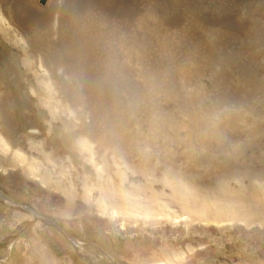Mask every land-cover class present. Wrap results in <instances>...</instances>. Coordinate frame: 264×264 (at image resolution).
Masks as SVG:
<instances>
[{"label": "rangeland", "instance_id": "374dc122", "mask_svg": "<svg viewBox=\"0 0 264 264\" xmlns=\"http://www.w3.org/2000/svg\"><path fill=\"white\" fill-rule=\"evenodd\" d=\"M250 1L0 0V264H264Z\"/></svg>", "mask_w": 264, "mask_h": 264}, {"label": "crops", "instance_id": "0c3cea01", "mask_svg": "<svg viewBox=\"0 0 264 264\" xmlns=\"http://www.w3.org/2000/svg\"><path fill=\"white\" fill-rule=\"evenodd\" d=\"M256 1V0H255ZM255 4V3H254ZM244 7H253V0H251L249 3L245 4ZM255 19H257V21H262L263 25H264V17H256ZM242 39L244 40V45L245 48L241 49V48H237L235 49V51L233 52H225L224 58L226 56H232V60H231V67L226 66V64L223 62L224 58H216V62H212V65H217L219 64V66H222V70L221 72H227V75H229V85L227 86L228 89L231 88L235 91V87H236V83L235 81H237L238 84H240V77L239 74H237L239 71H241L242 73H246V71H248V65L251 63V58L257 55L261 54V35L260 32L257 30V32L255 30H250L244 33V35L242 36ZM253 40V42H251ZM255 41V42H254ZM252 43V44H251ZM216 55V54H215ZM221 62V63H219ZM223 62V63H222ZM217 63V64H216ZM220 72V73H221ZM247 74V73H246ZM253 75V74H250ZM249 75V76H250ZM250 80H248L244 83L245 90L243 91V93H241L242 98L244 96V102H248L250 99H254L255 97H259L260 93H263L264 91V79L259 78L258 76H252L249 77ZM250 82V83H249ZM232 92H227L225 96V98H230L231 94L232 96L235 98L234 102H238V93H234ZM235 95V96H234ZM261 95V94H260ZM262 96V95H261ZM259 103L264 104V98L261 100L257 99L256 100Z\"/></svg>", "mask_w": 264, "mask_h": 264}, {"label": "bare ground", "instance_id": "6f19581e", "mask_svg": "<svg viewBox=\"0 0 264 264\" xmlns=\"http://www.w3.org/2000/svg\"><path fill=\"white\" fill-rule=\"evenodd\" d=\"M0 22L4 23L5 22V18L3 17V15L0 13ZM14 40V39H13ZM18 41V40H17ZM0 144H2L3 146L5 145L4 141L0 139ZM35 146V149L38 150V146L36 147V145H32ZM32 148V147H31ZM7 149V148H6ZM19 154V153H18ZM21 156V155H20Z\"/></svg>", "mask_w": 264, "mask_h": 264}, {"label": "water", "instance_id": "95a60500", "mask_svg": "<svg viewBox=\"0 0 264 264\" xmlns=\"http://www.w3.org/2000/svg\"><path fill=\"white\" fill-rule=\"evenodd\" d=\"M41 3H44L45 0H40ZM1 196V195H0ZM23 207L29 211H32L29 207H27L26 205H23ZM33 213V212H32Z\"/></svg>", "mask_w": 264, "mask_h": 264}]
</instances>
